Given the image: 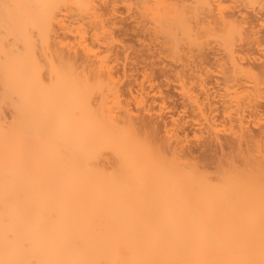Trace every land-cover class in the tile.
Segmentation results:
<instances>
[{"label":"bare ground","instance_id":"bare-ground-1","mask_svg":"<svg viewBox=\"0 0 264 264\" xmlns=\"http://www.w3.org/2000/svg\"><path fill=\"white\" fill-rule=\"evenodd\" d=\"M257 1L221 8L227 0H10L61 7L46 25L29 24L20 33L6 36L0 23V257L8 233L12 258L36 264L226 258L202 247L204 227L242 247L248 176L228 170L250 160L258 179L264 160V125L259 116L249 121L245 115L254 116L264 84V59L248 57L264 40L255 31L256 16L245 14V5ZM121 8L146 33L143 42L168 58L184 62L200 52L189 76L179 69L174 74L194 123L171 115L160 126L166 103H178L170 94L160 96L156 114L154 94L161 90L156 86L147 104L143 86L155 89L157 77L144 73L133 95L137 79L126 82L119 74L130 54L132 61L142 56L120 39ZM23 12L28 20L29 10ZM211 40L223 52L219 60L210 57L213 62ZM81 78L89 81L87 104L77 87ZM125 125L134 134L113 144L109 128ZM190 133L203 141L194 144ZM158 140L169 145L166 163L150 147ZM82 145H96L84 168L68 158ZM193 166L199 175L186 172ZM204 175L207 185L199 182ZM226 197L240 213L233 214ZM256 228L258 241V214ZM24 241L28 245L18 247Z\"/></svg>","mask_w":264,"mask_h":264},{"label":"snow or ice","instance_id":"snow-or-ice-1","mask_svg":"<svg viewBox=\"0 0 264 264\" xmlns=\"http://www.w3.org/2000/svg\"><path fill=\"white\" fill-rule=\"evenodd\" d=\"M255 7V4L248 5ZM61 7L54 3H34V4H21L12 3L10 0H0V23H2L5 35L12 33H20L25 30L29 24L46 25L52 19V13ZM234 7V5L222 4L221 8ZM259 7L264 11V0H260ZM29 10V19H25L23 10ZM77 87L80 90L85 104H87L90 89L89 81L83 78L77 81ZM101 123L108 127L107 121ZM111 133L110 140L113 144H121L129 135L134 134V130L125 125L123 129L116 130L109 128ZM96 145H82L80 149L73 150L68 154V158L72 160L77 167L84 168L87 166L88 161L86 158L87 152L94 150ZM151 149L158 155L161 161L167 162L169 159V145L165 140L154 141L151 144ZM81 153L85 155L82 156ZM234 167L228 170V173L234 172L237 169L243 170L247 174V189L248 199L243 208L245 216L244 228V243L242 247L230 245L228 237L217 234L215 231L204 227L200 233L202 247L209 251H216L223 253L226 258L223 259H144V260H123V261H110L108 264H264V160L260 161L259 174L257 173L255 165L250 160H238L233 162ZM190 174L199 175L198 167H190L186 169ZM228 173L225 174V181L230 179ZM200 184L207 185L210 183V178L206 175L200 176ZM257 193H258V208H257ZM225 203L231 207L233 214H238L241 209L237 208L235 202L229 198H225ZM257 214H258V241L257 236ZM6 244L3 256L0 257V264H36V262L25 261L12 258L16 249L12 247V234L8 233L5 237ZM29 241H24L18 247H26ZM79 246V242H76ZM39 264H103L98 261H83V260H57V261H40Z\"/></svg>","mask_w":264,"mask_h":264},{"label":"rangeland","instance_id":"rangeland-1","mask_svg":"<svg viewBox=\"0 0 264 264\" xmlns=\"http://www.w3.org/2000/svg\"><path fill=\"white\" fill-rule=\"evenodd\" d=\"M259 1L260 0H258L255 3L256 6L253 7V8L249 7L248 5H245V14H247V16H250L251 14L254 15V17L256 16L255 19H254L255 20L254 21L255 22V31H257V32L259 31L258 34H257L258 37H260V38L263 37L262 39H264V32H263L264 31V11H262L261 8L259 7V4H260V3H258ZM227 5H234V7H235V6L239 5V3H234V0H233V2H231V0H227ZM239 7H240V5H239ZM240 8H242V7H240ZM120 11L122 13L119 14V16L123 18L122 25H121L122 31H119L120 39L124 40L127 43V44L125 43L126 45L131 46V47L139 50L138 54L142 55V56L141 57H136L135 61H132L131 59L134 57V55L130 54L129 58H128L127 62H126L127 64H125L124 66L120 65V66L117 67V70L119 71V74L121 76L124 73H125V75H127V78H125L126 82L132 81V80H134V78L137 79L135 82H132L131 85H130V90H131L133 95L137 94V90L139 88L138 84L141 81L142 75L144 73H146L149 76L153 75V76L157 77L155 79V82H153V87L155 89H151L148 86L147 83H144V86H143L144 88H146L145 92H147V93L149 92L148 93L149 94L148 97L145 98L147 100V104H150L149 99L152 98L153 94L157 90L156 86L159 87L158 90H161L162 95H158V93L154 94V96L156 97L155 98L156 101H155V103L153 105L155 106L156 114H157V110L159 108L158 106L160 105V100H159L160 96H166V95L168 96L170 94V96H172V98H173L171 100L172 103H173V100H174L175 104L178 103L177 105H175V107H173V105H174L173 104L172 105L173 108L171 107V104H168V102L166 103L165 106H167V109L162 110L160 112V117H159V120H158L159 121L158 123H159L160 126L165 121L169 122V119L171 118V115H173V117H174V118L172 117V119H174L176 121H180L181 120L180 118H182V117L183 118L185 117V120L187 119V120L191 121L192 120V117H191L192 115H190L191 114L190 113L191 109L189 108V102H187L184 97H183L184 98L183 99L182 96H180V90L178 91V88H179L178 84L179 83H177L176 76L174 74H175L176 69L182 70V73H186V70L188 69V67L191 66L190 64L193 63L192 61H194V60L197 61V57H198L200 52H197V50H195L191 54L192 57L188 61L187 60H183L184 62H182V61L178 62V61H174V60L168 58L166 56L167 55L166 53L165 54L161 53L153 45H151V46L148 45L149 44L148 40L143 42V37L146 35V33L139 28V25L135 22V18H133V17L129 18L128 14L125 13L122 8L120 9ZM259 20H261V21H259ZM211 41L214 42V43H212ZM211 41L209 42L210 45L207 46V48H210V50H211V51L210 50L209 51L207 50V51L210 52V53L212 52V54H210L209 58L211 57L213 59V57H214L215 58L214 60H216V58L219 60L223 56V54H222L223 52L220 50L221 48L219 47V45L215 44L216 43L215 41H213V40H211ZM140 43H143L144 45H148V46H145V47L139 46ZM157 43L158 42H155L154 44L157 45ZM263 43H264V40H263ZM263 43L261 44L260 47L259 46L258 47L257 46L253 47L255 49H252L251 52H249V54H248L249 56L248 57L249 58L251 57L254 60L259 59V61H263L262 60V59H264L263 58L264 57V44ZM218 50H220V51H218ZM128 52L130 53V49L128 50ZM262 54H263V56H262ZM214 60H212V62ZM131 62L134 63V64H131ZM190 62H192V63H190ZM258 62H256V63H258ZM181 63L183 65H185L187 63V67L185 66L186 68H184V70L180 68ZM188 63H189V65H188ZM129 68H131V71H129ZM201 68H202V66H201ZM251 69H252V72H254L255 69L253 67H251ZM254 73H256V71ZM129 75H132V77L129 78ZM186 75L189 76L187 73H186ZM215 75H217V74L216 73H212V75L209 78V81L211 80L210 81L211 82V86H215V84H214V82H215L214 80H216V79H214ZM248 85H251V84L248 82ZM261 88L262 89H261L260 94H259V96H261L259 98H261V99L258 98L259 102L257 101V103H256V106H258L257 107V111H258V109H259V111L258 112L256 111L254 116L252 115V117L249 116L248 112H246L245 115H246V119H248L249 121L257 120V117L259 116L258 118L261 119V121L259 120L260 123L262 125H264V108H263L264 107V84L261 86ZM216 90H217V88H214V90H212V91H216ZM193 91H194V94L199 93V91H197V90L196 91L193 90ZM220 93H221V90H220ZM167 101H169V100H167ZM180 103H181V105L182 104L185 105V107L182 108L181 105H179ZM262 105H263V107H261ZM178 106H179V108H177ZM248 110H250V109H247V111ZM256 113H259V114L256 115ZM260 113H261V115H260ZM191 122L194 123L193 120ZM251 126L253 128H255L256 131L259 128L257 126H254L253 124H251ZM227 127L228 126L220 127V128H227ZM252 127H250V128L253 129ZM253 131H254V129H253ZM223 134L226 135V133H222L221 135H223ZM199 136H200L199 133H196L195 137H194V135L192 133H190L189 137H188V140L192 141L194 144L195 143L199 144L198 141H200V142L203 141L202 138H199Z\"/></svg>","mask_w":264,"mask_h":264}]
</instances>
